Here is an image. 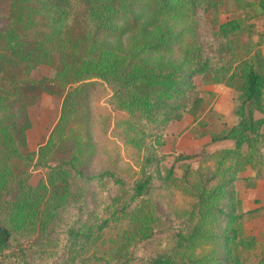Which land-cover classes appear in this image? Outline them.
<instances>
[{
    "label": "trees",
    "instance_id": "trees-1",
    "mask_svg": "<svg viewBox=\"0 0 264 264\" xmlns=\"http://www.w3.org/2000/svg\"><path fill=\"white\" fill-rule=\"evenodd\" d=\"M7 2L0 264H247L258 239L245 224L258 210L243 209L238 184L254 188L264 171V0ZM41 66L54 75L33 78ZM214 85L239 94L236 122L165 166L168 125L200 121ZM44 94L60 115L29 151ZM102 101L119 115L113 125L96 114ZM221 140L233 145L209 149ZM119 144L138 171L120 165ZM249 168L255 175L243 177ZM177 194L185 206L174 205Z\"/></svg>",
    "mask_w": 264,
    "mask_h": 264
},
{
    "label": "rangeland",
    "instance_id": "rangeland-1",
    "mask_svg": "<svg viewBox=\"0 0 264 264\" xmlns=\"http://www.w3.org/2000/svg\"><path fill=\"white\" fill-rule=\"evenodd\" d=\"M8 11L9 6L7 0H0V13H8ZM53 75L54 71L51 67L41 66L33 72L32 77L43 78L45 76L52 77ZM25 89L30 91L31 86L26 85ZM206 90L210 91L213 95H206L205 111L202 114L200 121L186 117L182 121H172L168 125L167 145L160 148V151L168 156L165 161V166H171L178 155L199 152L204 144L212 139V136L223 134L236 122L235 110L240 105L239 94L236 91L221 85L209 86ZM94 107L97 111L96 114L104 116L105 118H111L112 125L119 119L118 113L113 112L104 101L96 103ZM59 115L60 105L57 98L46 94L42 95L38 104L32 110L33 125L28 132L29 151H37L38 148L46 142L50 132L58 121ZM94 135V138L100 142L101 146L113 147V143H111L113 141L112 137H103L99 130H94ZM119 147L120 150H118V154L121 157L120 165L123 168L130 166L134 171H138L137 164L133 159L135 152L127 146L119 144ZM209 149L214 150L217 148L211 146ZM192 163H194L195 166L198 165V163H195L194 161ZM133 170H131L130 173H133ZM41 174V171L35 172L32 182L36 183ZM111 191L114 192L112 186ZM173 203L176 207H183L186 205L187 199L181 194H177ZM254 218L255 217L251 218L249 221ZM251 231L252 223L248 224L245 232L247 235L252 236V234H250ZM257 239L258 245L256 251L248 253L245 256L247 258V264H256L262 258V254H264V235L261 234Z\"/></svg>",
    "mask_w": 264,
    "mask_h": 264
},
{
    "label": "crops",
    "instance_id": "crops-1",
    "mask_svg": "<svg viewBox=\"0 0 264 264\" xmlns=\"http://www.w3.org/2000/svg\"><path fill=\"white\" fill-rule=\"evenodd\" d=\"M232 143L233 142L231 140H221L211 144L209 147L211 146H214L215 148L229 147L233 145ZM263 157H264V152H263ZM254 175H255V171L249 168L243 174V177L254 176ZM238 189L241 192V197L243 199V209L258 210L257 214L255 215V218L249 222L248 221L246 222L245 230L247 229L248 224L252 223V231L250 234L256 237H260L261 234L264 235V171L262 173V176L257 180L256 186L254 188L245 189L243 182H240L238 184Z\"/></svg>",
    "mask_w": 264,
    "mask_h": 264
}]
</instances>
